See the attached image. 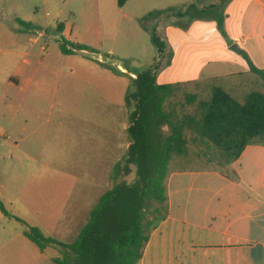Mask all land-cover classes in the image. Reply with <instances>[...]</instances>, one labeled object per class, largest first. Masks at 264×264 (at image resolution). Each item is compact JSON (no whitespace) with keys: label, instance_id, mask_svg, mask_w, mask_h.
I'll use <instances>...</instances> for the list:
<instances>
[{"label":"rangeland","instance_id":"rangeland-1","mask_svg":"<svg viewBox=\"0 0 264 264\" xmlns=\"http://www.w3.org/2000/svg\"><path fill=\"white\" fill-rule=\"evenodd\" d=\"M101 1L0 0V44L7 51L15 47L19 52L3 55L0 79L21 65L19 73L24 81L22 108L15 112L14 101H7L10 106L5 116L0 114V122L12 133L7 140L0 135V201L9 213L7 216L0 209V264H56L55 257L71 255L53 245L41 253L25 237L27 226L40 227L45 236L60 237L65 243L70 241L68 236L74 237L79 221L71 233L66 232L68 222L63 220L73 215L68 211L75 210L85 197V206L91 208L107 189L104 173L97 175L98 187L88 195L78 188L97 170L95 138L120 142L127 136L131 141L127 130H122L126 123L123 112L129 108L124 95L126 88L128 92L135 89L129 75L120 74L119 65L136 73L168 66L151 42L154 25L147 29L133 25L127 30L119 28L121 24L111 27L106 18L94 16L101 9ZM63 42L68 49L80 44L88 50L67 54L60 46ZM25 59L31 65L24 63ZM32 68L37 72L33 88L27 81ZM260 82L246 80L241 87L225 88L242 99L252 90L264 91V82ZM204 87H183L172 100L186 103V96L195 92V103L185 106L186 112H191L208 96ZM154 133L165 136L169 131L160 128ZM207 148L213 151L210 143ZM109 163L103 162V170ZM212 166L202 155V159L188 158L170 168ZM109 180L111 187L113 182ZM134 180L132 167L128 175L121 172L117 182ZM60 227L63 234H56L55 229Z\"/></svg>","mask_w":264,"mask_h":264},{"label":"crops","instance_id":"crops-1","mask_svg":"<svg viewBox=\"0 0 264 264\" xmlns=\"http://www.w3.org/2000/svg\"><path fill=\"white\" fill-rule=\"evenodd\" d=\"M218 2L127 0L120 7L117 0H103L101 9L94 16L106 18L111 27L121 24L119 28L125 27L123 30L133 28V25L134 28L145 29L150 24L154 25L158 37L166 44L161 56L163 64L172 54L169 65L160 67L155 74L157 85L178 84L181 89L200 88L211 82L226 88L241 87L246 80L259 79L263 83V79L250 73L246 60L236 52V48L245 51L252 63L264 70V0H226L222 6L226 15V37L220 33L216 21L209 13L193 21H190L189 16L170 15L172 13L144 20L151 11H186L190 5L202 9ZM113 39L120 41L119 38ZM8 52L13 56L19 55L15 47L7 51L0 44L1 64L4 62L3 55ZM12 61H15L14 57ZM24 63L31 65L26 59ZM12 65L15 63L12 62ZM15 69L6 78L0 79L2 116H5L6 108L10 106L7 101H14L12 106L15 112L22 108L20 92L24 81L19 73L21 65H16ZM119 69L120 74L129 75L134 86L136 75L121 65ZM36 75V69L32 68L30 78L27 79L32 88L36 85ZM132 90H125L124 98L129 108L123 112V120L126 122L123 131L129 128L128 116L135 108L133 100H128ZM191 96L197 97L195 92ZM160 128L169 131L167 124ZM21 129L25 130V127ZM1 134H4V140L12 136L0 122ZM14 142L15 147H18V142ZM130 144L127 136H122L120 142L96 137L93 158L97 162V170L91 179L83 180L78 188L89 194L98 187L97 175L104 173V183L108 189L112 167L127 157ZM188 158L197 161L201 157L190 152L189 157L175 158L173 164L179 165ZM104 161L111 162L105 166V170ZM165 185L168 196L167 215L149 233L138 264H264V144L246 146L240 157L224 168L214 165L210 168L172 167ZM85 201L86 197L75 210L68 211L69 215L73 214L71 218L63 220L68 222L65 231L70 233L75 229L76 221H79L76 234L74 237L68 236L67 240L70 241L66 243L77 237L94 206L87 208ZM60 230L61 227L55 229V233L63 234ZM53 238L61 241L60 237ZM45 249H40L41 253Z\"/></svg>","mask_w":264,"mask_h":264},{"label":"trees","instance_id":"trees-1","mask_svg":"<svg viewBox=\"0 0 264 264\" xmlns=\"http://www.w3.org/2000/svg\"><path fill=\"white\" fill-rule=\"evenodd\" d=\"M126 1L117 0V3L121 7ZM225 1L202 9L190 5L186 11H151L144 20L172 13L170 15L189 16L193 21L209 13L226 37V15L222 8ZM151 42L162 56L166 44L155 28L151 31ZM60 46L67 54L88 50L80 44H72L71 49L66 42ZM236 52L246 60L250 73L264 80V70L258 69L245 51L237 47ZM171 56L166 62L168 65ZM157 70L158 66L138 73L130 71L136 78L135 90L128 94V100H133L135 108L127 129L131 140L127 157L112 167L113 185L93 206L77 237L65 243L45 236L39 227L27 226L25 236L41 250L53 245L71 253L63 258L56 257V264H138L149 233L167 215L165 179L175 158L189 157L190 152H195L215 167L224 168L237 160L246 146L264 144L263 90H252L240 99L223 85L205 83L203 90L208 96L191 112H186L185 106L195 103V96H186V103L173 102L181 85H157ZM163 124L168 125L169 133L165 136L155 134ZM208 143L213 151L207 148ZM132 167L135 180L118 183L121 172L128 175ZM0 209L9 215L1 201Z\"/></svg>","mask_w":264,"mask_h":264},{"label":"water","instance_id":"water-1","mask_svg":"<svg viewBox=\"0 0 264 264\" xmlns=\"http://www.w3.org/2000/svg\"><path fill=\"white\" fill-rule=\"evenodd\" d=\"M219 2H220V0H219Z\"/></svg>","mask_w":264,"mask_h":264},{"label":"built area","instance_id":"built-area-1","mask_svg":"<svg viewBox=\"0 0 264 264\" xmlns=\"http://www.w3.org/2000/svg\"><path fill=\"white\" fill-rule=\"evenodd\" d=\"M135 77V76H134Z\"/></svg>","mask_w":264,"mask_h":264}]
</instances>
